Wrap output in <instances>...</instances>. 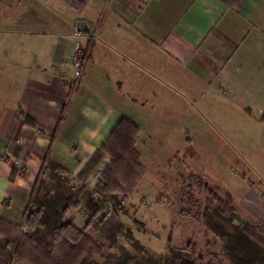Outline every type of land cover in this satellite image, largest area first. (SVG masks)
Segmentation results:
<instances>
[{
  "label": "crops",
  "instance_id": "0c3cea01",
  "mask_svg": "<svg viewBox=\"0 0 264 264\" xmlns=\"http://www.w3.org/2000/svg\"><path fill=\"white\" fill-rule=\"evenodd\" d=\"M98 1L23 0L10 19L0 14L2 233L25 222L45 158L74 180L123 118L130 126L85 179L89 189L130 147L142 162L147 150H166L165 135L264 124V0H108L93 27L86 17ZM219 138L233 152L230 137ZM82 218L70 210L49 250L64 264H77L94 242Z\"/></svg>",
  "mask_w": 264,
  "mask_h": 264
},
{
  "label": "rangeland",
  "instance_id": "374dc122",
  "mask_svg": "<svg viewBox=\"0 0 264 264\" xmlns=\"http://www.w3.org/2000/svg\"><path fill=\"white\" fill-rule=\"evenodd\" d=\"M22 3L23 0H0V14H6L10 19ZM96 7V13H89L86 17L87 25L93 23V27L108 14V0H99ZM237 124L238 121L224 127L198 126L190 139L165 135L162 142L165 151L153 149L152 153L144 152L142 164L145 170L133 192L123 202L126 214L122 218L126 224L123 233L133 232L148 252L155 255H163L170 248L185 251L188 248L194 251L193 258H202L203 264H217L214 259H220L222 264H231L221 253L222 242L206 226L204 216L212 218L228 231L235 223L228 226L214 210L206 213L208 204L216 205L206 191L207 185L227 200L264 241V124ZM204 131L207 134L203 135ZM220 135L230 137L234 149L227 145L233 152L227 151ZM193 144L198 150H192ZM170 149L174 152L171 153ZM173 154L175 157H171ZM53 183L49 171L42 173L37 194H47ZM81 215L85 223L89 216L83 211ZM89 229L92 233H100L95 228ZM21 234L19 231L18 236ZM94 244L91 255L94 261H103L102 255H110L114 251L101 235ZM131 252L142 260L141 255Z\"/></svg>",
  "mask_w": 264,
  "mask_h": 264
},
{
  "label": "trees",
  "instance_id": "16d2710c",
  "mask_svg": "<svg viewBox=\"0 0 264 264\" xmlns=\"http://www.w3.org/2000/svg\"><path fill=\"white\" fill-rule=\"evenodd\" d=\"M25 121L36 125L29 117H25ZM128 125L124 118L118 122L107 141L93 153L74 180L70 179L69 172L63 166L45 158L24 214L28 231L18 236L20 230L13 226V233H2L4 228L0 225V264H12L14 260L29 264H64L51 256L49 250L57 235L67 226V214L73 209L87 213L89 217L85 220V229L90 227L100 232L95 233V241L101 235L114 249L112 254L102 255L103 261H94L91 258L94 241L77 264H203L202 258H193L194 251L188 248L186 251L170 248L163 255H155L148 252L133 232L123 233L126 229L122 221L126 216L123 202L133 192L145 170L141 154L134 147H130L123 157L112 159L93 189L87 187L85 179L94 171L104 153L119 144L121 133L127 132ZM48 171L54 183L47 194L38 195L36 191L41 186L38 184L40 176ZM15 173L14 169L11 177ZM205 188L216 203L215 206L208 204L206 213L214 210L228 226L235 223L228 231L212 218L204 216L206 226L222 242L221 253L231 264H264V241L254 228L238 215L227 200H223L207 185ZM7 226L10 224L7 223ZM131 250L141 255L142 260ZM214 260L221 262L220 259Z\"/></svg>",
  "mask_w": 264,
  "mask_h": 264
},
{
  "label": "built area",
  "instance_id": "2783aa9c",
  "mask_svg": "<svg viewBox=\"0 0 264 264\" xmlns=\"http://www.w3.org/2000/svg\"><path fill=\"white\" fill-rule=\"evenodd\" d=\"M107 1V0H106ZM87 58V53L85 51V55L81 56L80 60L78 59L76 61V76L78 77L81 73V68L83 66V62L85 61V59ZM84 212V211H83ZM86 213V212H85ZM28 226L27 224L24 222L23 224L20 225V231L21 233H26L28 231Z\"/></svg>",
  "mask_w": 264,
  "mask_h": 264
},
{
  "label": "water",
  "instance_id": "95a60500",
  "mask_svg": "<svg viewBox=\"0 0 264 264\" xmlns=\"http://www.w3.org/2000/svg\"><path fill=\"white\" fill-rule=\"evenodd\" d=\"M79 26H80V28H82V26H84V25H82V23H80Z\"/></svg>",
  "mask_w": 264,
  "mask_h": 264
}]
</instances>
